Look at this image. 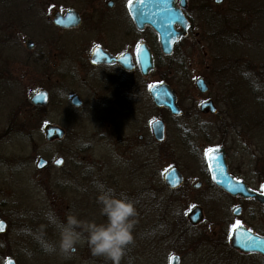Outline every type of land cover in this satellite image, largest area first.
Masks as SVG:
<instances>
[{
	"label": "rangeland",
	"instance_id": "1",
	"mask_svg": "<svg viewBox=\"0 0 264 264\" xmlns=\"http://www.w3.org/2000/svg\"><path fill=\"white\" fill-rule=\"evenodd\" d=\"M66 1L0 0V219L8 224L0 233V264H5L8 257L18 264H110L94 257L86 241L69 255L58 246L57 224L66 221L67 214L106 222L97 203V182L125 194L136 205L134 241L127 247L122 264H167L172 253L181 256L180 264H226L229 260L230 264H264V258L257 254L215 250L197 240L203 226L215 215L206 204L204 222L189 227L186 217L197 197L180 199L173 195L163 186L162 172L176 166L187 180L195 181L203 174L207 149L226 142L251 178L264 182V123L256 121L258 107L249 87L255 84L264 94V0H223L220 4L215 0H189L187 16L194 27L175 52V56L184 52L188 79L185 86L174 79V87L184 109L195 98L198 105L221 90L217 100L223 115L203 118L212 123L207 134L169 121L164 144L133 150L116 147V140L128 135L137 138L138 128L151 121L150 114L135 110L114 118L91 110V103L71 112L67 88L50 85V95L66 96L62 107L55 111L50 102L44 109L33 110V116L28 115L32 111L31 94L41 87L42 74L43 79L47 74L36 64V47L27 49L25 39L34 40L37 47L45 38L48 40L53 31L43 18L51 16L52 7H65ZM196 75L210 84L206 94L194 89ZM138 89L143 92L140 95L145 94L142 86ZM43 122L63 127L65 138L48 141ZM109 122L114 136L107 130ZM41 156L50 164L39 169ZM57 157L65 159L63 166L54 165ZM49 213L56 223L48 220ZM219 213V219L229 218L227 222L233 224L230 209ZM252 215L255 218L250 227L264 236V208L248 205L243 216L248 219ZM49 246L55 250H47Z\"/></svg>",
	"mask_w": 264,
	"mask_h": 264
},
{
	"label": "flooded vegetation",
	"instance_id": "2",
	"mask_svg": "<svg viewBox=\"0 0 264 264\" xmlns=\"http://www.w3.org/2000/svg\"><path fill=\"white\" fill-rule=\"evenodd\" d=\"M130 2L131 0H67L65 7H52V10L50 9L51 16L43 19H46L45 21L50 24L53 34L57 36L54 37L51 34L47 37L48 40H45V38L42 42L43 44H38V47L34 40L25 39L26 47L27 45H32V47H27V49L31 50L36 47V64L43 67L47 74L44 79V73L42 78L40 77V89L48 90L50 85L65 86L67 88L65 93L70 97L71 108L69 110L71 112L80 110L91 103V110L97 109L99 110L98 114L113 115L114 118L131 115L135 110L136 112L140 111L144 114H150L151 121L148 125L142 124L138 128L139 134L137 138L133 139L130 135L122 140L117 138L116 141L119 143L115 146L119 147L122 145L120 147L126 150H133L137 147L139 149L147 148L153 144H164L166 141L167 122L169 121L188 126L189 128H185L186 130L207 134L212 123H209V125L203 118L207 116L217 118L223 115L219 111V101L217 100L219 97V95L217 97V92L220 91L221 93V90L216 92V97L214 96L216 99L214 97H206L200 101V103L204 100L213 101L217 107V113L211 114L200 111V103L198 105L195 104L196 98L192 101V105L184 109L180 105V98L174 87L177 86L174 79L177 80V84L180 86H185L186 79H188L184 52H178L177 56H175V52L179 51L181 43L191 33L194 27L193 21L190 19L192 29L189 34L178 40L174 44L173 52L168 54L163 50L159 35L152 27L145 26L142 29L137 27L129 11ZM117 7L119 10L115 9ZM69 11L72 14L69 18V26L65 27L55 23L54 17L56 14L60 12L65 15ZM195 35L199 36V33H195ZM63 36H65V43H63ZM197 42L201 44L200 39ZM142 49L144 51L147 49L153 60V67L150 70H146V72L143 71L138 57V53ZM204 54L207 55L206 52ZM198 77L203 76L196 75V78ZM203 78L207 82L206 78ZM162 82L167 83L175 91L177 103L184 109L183 114L173 115L167 107L157 106L154 103L149 93V88L153 84ZM139 84L145 89L144 95H140L143 92L138 89L140 87ZM207 84L210 89V84L208 82ZM197 92L199 93L200 91L197 90ZM201 93L202 95L206 94V92ZM57 94L52 93L50 95L51 100L54 99L55 101L52 105L55 111L62 107L63 104L61 102L63 103V99L66 97L63 94ZM74 97L78 98V105L72 103ZM49 104L50 101L46 107ZM157 120H162L165 126V139L163 141H158L154 133L153 124ZM112 129L113 124L109 122L107 130L112 132L111 136H114L116 133ZM181 139L184 143L187 142L183 137ZM225 143L220 142L210 146L208 149L223 147L227 154V164L231 176L237 181L244 182L253 191L262 192L264 190V182H255L248 174L243 162L235 160L233 153H231L233 147L230 144L226 146ZM147 164L149 165L150 162H147ZM202 165L204 166L203 174L195 181L193 179L187 180L181 173L184 177V182L181 186L170 189L163 182L164 188L170 190L175 196L179 195L180 199L182 197L186 198V196L197 197V202H193L195 205H193L192 209L194 207L202 209L203 221L196 225L190 223L189 227L194 228L204 222L207 212L205 210L206 204L209 205L210 211L215 215V218L209 219L207 224L203 226L197 240L209 243L215 250L223 249L240 255L257 254L264 258L258 252L247 253L231 246L232 233L237 225L245 226L260 235L250 227V221L255 218V215H252V219H246L243 214L250 204L256 208H264V204H261L255 198L231 194L218 186L212 178L206 155ZM166 170L162 169V172ZM89 177L88 173L85 179L88 180ZM229 209L232 212L233 224L227 222L229 218L219 219V211ZM182 223L184 221L180 222V224ZM173 254L179 255L178 253H172L168 258L167 264H170ZM180 263L181 256L179 255ZM226 264H230V260Z\"/></svg>",
	"mask_w": 264,
	"mask_h": 264
},
{
	"label": "water",
	"instance_id": "3",
	"mask_svg": "<svg viewBox=\"0 0 264 264\" xmlns=\"http://www.w3.org/2000/svg\"><path fill=\"white\" fill-rule=\"evenodd\" d=\"M221 3L222 0H215ZM188 7V0H132L129 4L130 14L138 28L151 26L159 35L163 50L171 54L175 42L188 34L191 27L190 21L184 15ZM71 11L65 15L60 12L55 15L54 21L61 26H69ZM178 26V27H177ZM28 47H32L29 45ZM138 53L139 62L144 72L153 67L151 54L146 49ZM196 86L201 92L208 91V84L203 78L196 80ZM149 93L157 106L167 107L173 115H181L183 110L177 105L175 91L166 83L154 84L149 88ZM77 97L72 103L79 104ZM30 101L37 106L46 105L49 102L47 90H38L31 95ZM200 110L204 113H217V107L212 100L204 101L200 104ZM154 133L158 141L165 139V126L162 120H157L153 124ZM46 139L48 141L61 140L65 136V130L58 125L48 123L44 127ZM64 162L62 157L55 161V165L61 166ZM207 162L214 182L234 195H242L247 198H255L264 204V190L256 192L250 189L244 182L235 180L229 173L227 164V154L223 147H217L207 152ZM47 164L44 158L37 162L38 168H43ZM164 182L170 188H177L184 182V177L176 168H170L164 175ZM188 219L192 224H198L203 220V212L200 207H195L189 214ZM6 222L0 220V233L6 231ZM232 246L244 252H259L264 256V237L258 236L244 226H237L232 236ZM6 264H17L14 258H9ZM170 264H179V257L173 255Z\"/></svg>",
	"mask_w": 264,
	"mask_h": 264
},
{
	"label": "clouds",
	"instance_id": "4",
	"mask_svg": "<svg viewBox=\"0 0 264 264\" xmlns=\"http://www.w3.org/2000/svg\"><path fill=\"white\" fill-rule=\"evenodd\" d=\"M97 203L100 205V215L106 217V222L83 220L69 213L66 221L57 224L59 228V250L69 255L76 250L77 245L86 241L94 257L103 258L110 264H122L127 247L134 241V227L137 209L135 202L125 194H117L115 189L97 182ZM49 221L56 223L52 213L47 215ZM49 251L55 250L49 246Z\"/></svg>",
	"mask_w": 264,
	"mask_h": 264
},
{
	"label": "trees",
	"instance_id": "5",
	"mask_svg": "<svg viewBox=\"0 0 264 264\" xmlns=\"http://www.w3.org/2000/svg\"><path fill=\"white\" fill-rule=\"evenodd\" d=\"M256 74H258V73L256 72ZM249 87H250L251 93L254 95L253 96V101H254L253 103H256L257 107H258L259 116H258L256 121L262 124V123H264V114H263V112H264L263 111V108H264V94H262L261 92H258L259 88L255 84H254V86H250L249 85ZM257 93L260 94V96ZM259 97H261V98H259ZM51 103H54V99L51 100ZM33 110L35 111L36 108L32 107V111L28 114V115H30L29 117H31V116H33L35 114V112ZM29 117H26V118H29ZM25 120H28V119H25ZM20 125L21 126H25V122L23 124H20Z\"/></svg>",
	"mask_w": 264,
	"mask_h": 264
},
{
	"label": "snow or ice",
	"instance_id": "6",
	"mask_svg": "<svg viewBox=\"0 0 264 264\" xmlns=\"http://www.w3.org/2000/svg\"><path fill=\"white\" fill-rule=\"evenodd\" d=\"M124 59H127V58H124ZM209 151H211V150H209ZM57 163H63L62 161H58Z\"/></svg>",
	"mask_w": 264,
	"mask_h": 264
}]
</instances>
